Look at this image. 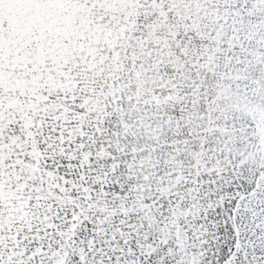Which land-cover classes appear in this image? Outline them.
<instances>
[{
	"label": "snow or ice",
	"instance_id": "obj_1",
	"mask_svg": "<svg viewBox=\"0 0 264 264\" xmlns=\"http://www.w3.org/2000/svg\"><path fill=\"white\" fill-rule=\"evenodd\" d=\"M0 264H264V0H0Z\"/></svg>",
	"mask_w": 264,
	"mask_h": 264
}]
</instances>
